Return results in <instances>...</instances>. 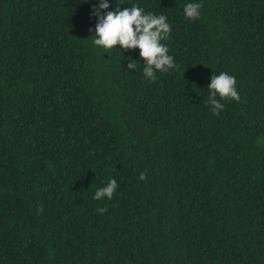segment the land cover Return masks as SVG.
I'll use <instances>...</instances> for the list:
<instances>
[{
    "label": "trees",
    "instance_id": "trees-1",
    "mask_svg": "<svg viewBox=\"0 0 264 264\" xmlns=\"http://www.w3.org/2000/svg\"><path fill=\"white\" fill-rule=\"evenodd\" d=\"M107 2L164 15L175 68L94 45L98 0H0V264H264V0Z\"/></svg>",
    "mask_w": 264,
    "mask_h": 264
},
{
    "label": "clouds",
    "instance_id": "clouds-1",
    "mask_svg": "<svg viewBox=\"0 0 264 264\" xmlns=\"http://www.w3.org/2000/svg\"><path fill=\"white\" fill-rule=\"evenodd\" d=\"M88 2V0H85ZM202 5L196 2L187 3L184 6L186 18L198 19ZM109 3L107 0H98V6H94L92 15L97 18L95 25V37L93 43L106 50L116 48L121 49H139L140 58L143 60V74L151 81L156 80L155 72H167L175 68L173 57L168 55V47L161 41L168 39L171 34V27L166 22L164 15H155L145 13L144 10L136 5L130 8L115 11L108 10ZM107 10V11H106ZM128 69H135L136 64L130 62ZM211 83L208 86L209 97L207 103L212 106L214 115H219L224 105L217 100L232 99L239 101L240 96L236 90V79L234 76L225 72L211 76ZM146 174L141 172L139 179L145 180ZM117 188V181L110 180L103 188L95 192L94 199L104 197L111 198ZM43 211V207L39 208ZM106 208L98 209V212H105Z\"/></svg>",
    "mask_w": 264,
    "mask_h": 264
}]
</instances>
